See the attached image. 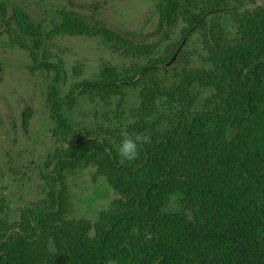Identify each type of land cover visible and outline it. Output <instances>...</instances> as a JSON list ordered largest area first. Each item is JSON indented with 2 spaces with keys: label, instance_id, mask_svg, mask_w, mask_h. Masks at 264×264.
Instances as JSON below:
<instances>
[{
  "label": "trees",
  "instance_id": "obj_1",
  "mask_svg": "<svg viewBox=\"0 0 264 264\" xmlns=\"http://www.w3.org/2000/svg\"><path fill=\"white\" fill-rule=\"evenodd\" d=\"M155 9L153 32L123 33L72 8L0 0L8 45L48 82L54 142L36 201L18 203L26 173L0 191V264H264V0ZM65 36L97 39L120 61L69 86L51 51ZM137 133L138 157L121 164V139ZM80 175L111 186L107 206L82 215Z\"/></svg>",
  "mask_w": 264,
  "mask_h": 264
},
{
  "label": "rangeland",
  "instance_id": "obj_2",
  "mask_svg": "<svg viewBox=\"0 0 264 264\" xmlns=\"http://www.w3.org/2000/svg\"><path fill=\"white\" fill-rule=\"evenodd\" d=\"M27 1L35 9L39 1H44L49 6L75 9L85 17L97 16L111 28L123 33H151L159 22V15L155 9L157 0ZM3 31L0 23V59L5 63L0 83V191H8L11 182L25 173L27 177L31 176L33 179L31 189H15V194L20 200L18 203L23 205L36 201L39 192L44 190L39 181L37 168L53 150L54 142L49 137L47 129L50 124L46 101L48 82L42 75L34 76L30 73L28 67L32 61L29 55L17 47L8 45ZM54 43L56 46L52 47L51 51L59 56L69 72L67 82L69 86L79 79L95 78L104 61L113 63L120 61L108 48L101 46L97 39L65 36L54 40ZM26 109L32 111L27 128L23 123ZM14 170H18L20 174L14 176L12 173ZM91 186L87 175H80L74 179L75 191L81 195L79 202H83L82 215L92 213L94 207L107 206L113 198L114 191L105 180H97ZM79 202L77 201L78 204Z\"/></svg>",
  "mask_w": 264,
  "mask_h": 264
},
{
  "label": "clouds",
  "instance_id": "obj_3",
  "mask_svg": "<svg viewBox=\"0 0 264 264\" xmlns=\"http://www.w3.org/2000/svg\"><path fill=\"white\" fill-rule=\"evenodd\" d=\"M147 139L142 133L125 134L118 145V155L121 164L135 160L139 155L141 144ZM109 264H116V261L110 260Z\"/></svg>",
  "mask_w": 264,
  "mask_h": 264
},
{
  "label": "water",
  "instance_id": "obj_4",
  "mask_svg": "<svg viewBox=\"0 0 264 264\" xmlns=\"http://www.w3.org/2000/svg\"><path fill=\"white\" fill-rule=\"evenodd\" d=\"M177 55H178V53H176V54H175V56H174L173 60L177 58Z\"/></svg>",
  "mask_w": 264,
  "mask_h": 264
}]
</instances>
